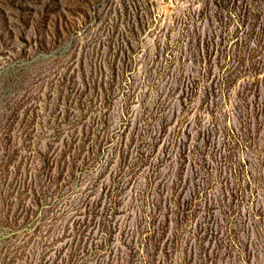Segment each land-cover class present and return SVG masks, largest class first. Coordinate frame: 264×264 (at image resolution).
Masks as SVG:
<instances>
[{
    "label": "rangeland",
    "instance_id": "1",
    "mask_svg": "<svg viewBox=\"0 0 264 264\" xmlns=\"http://www.w3.org/2000/svg\"><path fill=\"white\" fill-rule=\"evenodd\" d=\"M0 264H264V0H0Z\"/></svg>",
    "mask_w": 264,
    "mask_h": 264
}]
</instances>
